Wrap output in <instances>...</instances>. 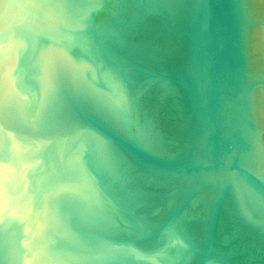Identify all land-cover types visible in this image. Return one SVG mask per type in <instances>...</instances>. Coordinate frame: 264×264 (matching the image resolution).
<instances>
[{
  "label": "water",
  "instance_id": "obj_1",
  "mask_svg": "<svg viewBox=\"0 0 264 264\" xmlns=\"http://www.w3.org/2000/svg\"><path fill=\"white\" fill-rule=\"evenodd\" d=\"M0 264H264V0H0Z\"/></svg>",
  "mask_w": 264,
  "mask_h": 264
}]
</instances>
